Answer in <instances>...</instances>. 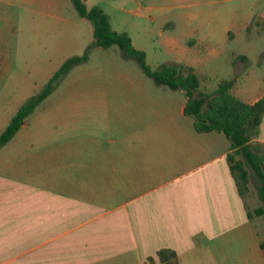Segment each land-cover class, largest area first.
Returning a JSON list of instances; mask_svg holds the SVG:
<instances>
[{"label":"crops","instance_id":"1","mask_svg":"<svg viewBox=\"0 0 264 264\" xmlns=\"http://www.w3.org/2000/svg\"><path fill=\"white\" fill-rule=\"evenodd\" d=\"M20 1L82 41L86 18L67 15L68 0ZM169 89L183 93L119 105L90 90L82 109L79 99L65 107L67 119L60 108L49 121L25 117L0 146V264H162L160 248L178 264H264L229 139L195 130L185 91ZM256 139L264 144V113Z\"/></svg>","mask_w":264,"mask_h":264},{"label":"rangeland","instance_id":"2","mask_svg":"<svg viewBox=\"0 0 264 264\" xmlns=\"http://www.w3.org/2000/svg\"><path fill=\"white\" fill-rule=\"evenodd\" d=\"M68 1L66 14L70 15L76 10ZM85 3L102 8L113 29L127 32L133 44L144 50L152 68L162 62L190 64L196 69L200 87L206 91H213L221 79H232L231 92L241 97L251 100L264 94V0ZM21 4L20 0H0V132L19 105L46 84L64 56L83 53L93 40L88 19L81 29V41L73 33L75 29L60 34L49 28L53 25L50 16L30 13ZM90 90L106 91L111 103L119 105H131L142 98L150 99L148 103L156 98L165 102L183 93L157 84L135 58L124 57L116 43L108 47L93 45L87 59L58 78L52 91L26 119L32 121L34 114H46L44 120L49 121L51 111L59 108L61 119H67L65 107L79 99L74 103L82 109L87 104L83 102L84 94ZM83 114L80 110L77 120L82 121ZM8 152L19 157L18 149L10 148ZM248 185L244 196L253 212L261 201L254 184ZM253 221L264 240V214L253 212Z\"/></svg>","mask_w":264,"mask_h":264},{"label":"trees","instance_id":"3","mask_svg":"<svg viewBox=\"0 0 264 264\" xmlns=\"http://www.w3.org/2000/svg\"><path fill=\"white\" fill-rule=\"evenodd\" d=\"M71 1L77 14L91 22L93 40L83 53L67 57L46 84L19 105L0 132V146L13 136L25 117L52 91L57 79L74 64L87 59L93 45L108 47L116 43L122 55L135 58L157 84L185 91L187 99L184 110L193 116L195 130L224 132L229 139L227 160L237 189L244 196L249 189V182H252L261 201L253 212L264 214V144L256 139L264 113V94L253 102L245 101L231 92L232 79H221L213 91H206L200 87L195 67L189 64L162 62L152 68L146 61L144 50L132 43L127 32L112 28L102 8L97 5L88 7L85 0ZM247 214L250 216L252 211H247ZM157 254L162 264H178V256L173 249L160 248Z\"/></svg>","mask_w":264,"mask_h":264}]
</instances>
